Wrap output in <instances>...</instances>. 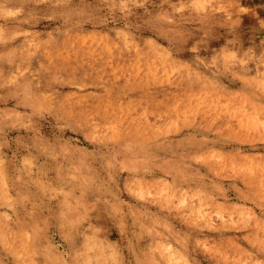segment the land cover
<instances>
[{
  "label": "clouds",
  "instance_id": "9594fccd",
  "mask_svg": "<svg viewBox=\"0 0 264 264\" xmlns=\"http://www.w3.org/2000/svg\"><path fill=\"white\" fill-rule=\"evenodd\" d=\"M0 264H264V0H0Z\"/></svg>",
  "mask_w": 264,
  "mask_h": 264
}]
</instances>
